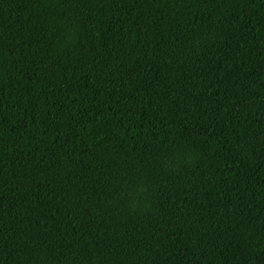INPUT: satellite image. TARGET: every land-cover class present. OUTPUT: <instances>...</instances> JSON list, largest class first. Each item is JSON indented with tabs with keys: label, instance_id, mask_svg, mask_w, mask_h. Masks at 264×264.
<instances>
[{
	"label": "trees",
	"instance_id": "trees-1",
	"mask_svg": "<svg viewBox=\"0 0 264 264\" xmlns=\"http://www.w3.org/2000/svg\"><path fill=\"white\" fill-rule=\"evenodd\" d=\"M0 264H264V0H0Z\"/></svg>",
	"mask_w": 264,
	"mask_h": 264
}]
</instances>
